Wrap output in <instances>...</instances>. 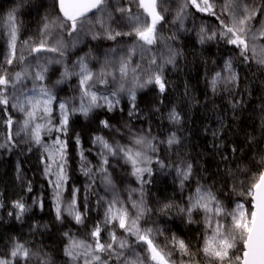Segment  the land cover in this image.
Here are the masks:
<instances>
[{
  "label": "rangeland",
  "instance_id": "rangeland-1",
  "mask_svg": "<svg viewBox=\"0 0 264 264\" xmlns=\"http://www.w3.org/2000/svg\"><path fill=\"white\" fill-rule=\"evenodd\" d=\"M124 2V8L121 1L104 2L96 14L75 22L61 15L46 16L36 38L22 33L25 28L17 13L0 18L10 68L0 79V103L7 118L0 119V165L4 164L0 169L11 172L17 182L31 176L40 184L38 189L46 186L39 195L47 199L57 225L61 227L66 218L80 228L69 239L64 264H157L149 245L163 250L157 225L141 224L153 214L141 184L169 173L182 185L186 169L187 176L192 169L159 161L160 148L177 143V136L169 133L166 140H154L146 114L152 105L145 109L143 96L128 81L131 62L156 65L160 79L167 67L179 70L180 53L166 37L163 24L173 43L199 32L206 45L221 37L236 44L240 53L247 50L264 60L263 0H155L156 20L145 0ZM213 11L229 14L227 29L199 17ZM223 76L237 86L231 60L212 83L217 85ZM53 125L55 136L45 139ZM24 159L30 160V167L24 166ZM212 193L200 186L180 213L190 223L199 211L207 231L205 253L219 262L230 261L241 236L247 237L253 217L243 202L228 211L213 201ZM92 211L100 216L96 229L87 226ZM156 250L172 264L167 254ZM40 256L30 257L27 247L15 242L8 254L0 253V264H56Z\"/></svg>",
  "mask_w": 264,
  "mask_h": 264
},
{
  "label": "trees",
  "instance_id": "trees-1",
  "mask_svg": "<svg viewBox=\"0 0 264 264\" xmlns=\"http://www.w3.org/2000/svg\"><path fill=\"white\" fill-rule=\"evenodd\" d=\"M112 1L116 5L121 1V8L125 7L124 0H104L102 6ZM14 12L19 15L25 28L22 33L28 38L40 35L46 16L61 18L57 0H0V18ZM199 17L202 21L220 22L222 29L228 28L230 19L229 14L218 11ZM163 27L169 42L180 53L179 70L167 67L160 79L156 65L146 67L131 62L133 72L128 81L139 97L143 96L145 109L152 105L146 114L148 131L154 140H166L169 133L177 136V143L160 148L159 161L168 167L190 166L192 171L187 176L186 169L183 186L169 173H161V178L151 184L142 182L145 204L153 209V214L141 224L157 225L163 250L155 243L154 247L167 254L165 258L172 264H242L246 234L239 239L230 261L213 260L205 253L207 231L202 214L197 211L194 220L188 223L180 209L189 196L205 186L228 211L237 202H243L252 218L253 189L264 174V60L254 58L247 50L240 53L236 44L222 41L221 37L206 45L199 32L176 38L173 43L167 24ZM227 60L237 69L236 87H232L228 76H223L217 85L212 83ZM9 69L7 49L0 37V79ZM116 91L124 100L123 92ZM174 113L177 117L173 119ZM0 119H7L1 103ZM55 134L53 125L44 136L51 139ZM23 164L30 167V160L24 159ZM0 166L3 168L4 164ZM26 169L27 176L30 169ZM38 186L31 176L17 182L11 172L3 173L0 169V253L8 254L18 242L27 247L30 257L44 255L56 264H64L69 239L80 228L66 218L59 227L47 208V199L39 195L46 186L40 189ZM35 195L39 196L33 206ZM94 197L92 187L91 204ZM94 212L86 225L96 229L100 216Z\"/></svg>",
  "mask_w": 264,
  "mask_h": 264
},
{
  "label": "water",
  "instance_id": "water-1",
  "mask_svg": "<svg viewBox=\"0 0 264 264\" xmlns=\"http://www.w3.org/2000/svg\"><path fill=\"white\" fill-rule=\"evenodd\" d=\"M60 15L68 22H75L94 14L100 9L102 0H57ZM145 5L152 20L155 0H145ZM254 216L251 229L244 245L242 264H264V174L255 186L252 195ZM150 244V242H147ZM152 259L157 264H168L161 258L153 245H149Z\"/></svg>",
  "mask_w": 264,
  "mask_h": 264
},
{
  "label": "built area",
  "instance_id": "built-area-1",
  "mask_svg": "<svg viewBox=\"0 0 264 264\" xmlns=\"http://www.w3.org/2000/svg\"><path fill=\"white\" fill-rule=\"evenodd\" d=\"M209 241H210V240H209ZM226 252H227V251H225V253H226ZM225 253H224V254H225Z\"/></svg>",
  "mask_w": 264,
  "mask_h": 264
}]
</instances>
